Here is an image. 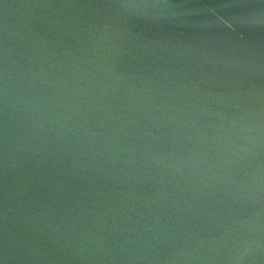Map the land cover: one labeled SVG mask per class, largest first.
<instances>
[{"label":"water","instance_id":"water-1","mask_svg":"<svg viewBox=\"0 0 264 264\" xmlns=\"http://www.w3.org/2000/svg\"><path fill=\"white\" fill-rule=\"evenodd\" d=\"M0 264H264V0H0Z\"/></svg>","mask_w":264,"mask_h":264}]
</instances>
